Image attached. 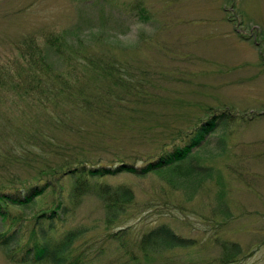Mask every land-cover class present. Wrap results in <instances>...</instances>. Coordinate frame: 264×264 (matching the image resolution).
<instances>
[{
	"label": "rangeland",
	"instance_id": "obj_1",
	"mask_svg": "<svg viewBox=\"0 0 264 264\" xmlns=\"http://www.w3.org/2000/svg\"><path fill=\"white\" fill-rule=\"evenodd\" d=\"M55 35L67 51L85 52L82 66L100 64L97 59L114 65L117 80L106 79L105 71L86 72L89 91L106 89L122 101L110 105L106 118L73 115L61 103L67 124L60 128L29 97L2 88L23 73L30 43L40 47L52 71L65 72V60L46 42ZM223 113V125L194 152L206 173L178 174L189 168L184 162L175 173L102 179L135 194L134 205L111 223L94 193L80 203L67 200V226L86 230L74 252L91 255L90 264H135L127 251L140 264H264V0H0V189L39 172L37 155L27 163L14 158L38 127L66 147L74 143L76 150L67 154L141 164ZM70 182H63L60 194H69ZM56 194L49 190L25 211L23 241L30 217L53 207ZM160 223L194 243L149 252L130 247ZM119 229L127 244L115 239ZM234 244L240 252L228 262ZM0 264L49 263L13 262L0 246Z\"/></svg>",
	"mask_w": 264,
	"mask_h": 264
},
{
	"label": "trees",
	"instance_id": "obj_2",
	"mask_svg": "<svg viewBox=\"0 0 264 264\" xmlns=\"http://www.w3.org/2000/svg\"><path fill=\"white\" fill-rule=\"evenodd\" d=\"M46 42L65 60L67 70L52 71L40 47L31 46L30 43L27 44L28 50L23 52L26 59V64L21 66L23 73L18 74V79H14L16 82L13 85L11 75L8 71L5 72L3 77L10 78L11 86L5 87L2 84V88L8 87L11 90L14 87L21 98L29 97L35 106L47 111L56 126L60 128H64L67 124L66 114L64 112L62 115L60 110L61 103H64L73 115L88 112L92 116L106 118L108 113H112L110 105L113 102H122L117 98L119 95L116 97L106 89L100 92L89 91L90 85L86 72L100 75V71H105L106 79L117 80L111 72L114 65L97 59L100 64L86 62L87 67H84L81 64H85V57L87 60L88 58L83 50L82 52L67 51L68 46L58 35L49 37ZM223 116L224 113L204 121L189 133L181 145L173 146L157 158L151 157L141 164L125 160L117 163H103L101 159H98L99 162H91L74 153L67 154L68 149L76 150L74 143L66 147L61 138L54 139L57 138L56 134L51 136L38 127L33 135V142L22 149L19 158L17 156L14 158L17 162L27 163L31 156L37 155L40 158L39 172L19 181H10L9 185H2L0 189V246L6 250L8 258L13 262L90 264L93 260L91 255L83 250L74 252L78 240L86 230L82 227L67 226L71 210L67 200L80 203L88 193H94L105 206L108 222L111 223L118 220L134 205L135 194L129 186L123 184L114 186L103 182L102 179L121 173H131L140 177L152 172L175 173L184 162H189L190 166L184 173L178 174L190 176L193 173L197 175L201 172L206 173L207 169L195 162L194 152L223 125ZM32 145L35 148L31 147ZM51 152L54 156L49 157ZM67 179L71 180V190L68 195H64V192L60 194L59 189L63 186L64 191L63 182ZM49 190L58 193L56 194L59 196L58 201L53 207L40 209L30 217L29 235L23 241L22 233L28 220L25 211L35 207L38 199ZM13 208L24 214L13 213ZM114 234H116V240L125 242V229H119ZM193 243L192 239L179 235L170 225L160 223L151 226L139 238H136L134 244L128 245L139 251L149 252L160 247L175 248L190 246ZM233 246L230 247L231 255H228L226 259L228 262L240 252L237 244ZM127 254L128 261L135 260V264H140L137 254L133 251H127Z\"/></svg>",
	"mask_w": 264,
	"mask_h": 264
}]
</instances>
